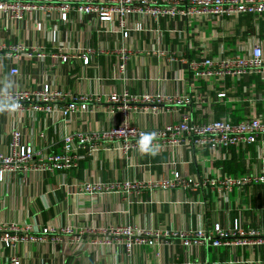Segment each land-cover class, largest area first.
Segmentation results:
<instances>
[{
  "label": "crops",
  "instance_id": "1",
  "mask_svg": "<svg viewBox=\"0 0 264 264\" xmlns=\"http://www.w3.org/2000/svg\"><path fill=\"white\" fill-rule=\"evenodd\" d=\"M125 38L118 23H99L97 17L73 11L68 20L60 11L38 9L15 20L0 12V91L36 89L45 84L70 94L94 97L90 110L75 115L0 111V152H9L11 133L18 129L22 142L44 154L60 152L69 132H92L110 128L120 115L106 112L112 93L132 96L189 95L191 105H142L133 111L135 124L154 129L178 121L188 107L194 118H208L232 111L234 120L264 112V81L246 77L228 106L217 103L218 81L194 75L188 63L205 55L248 52L255 44L264 48V15L243 14L218 19L175 16L154 18L133 15ZM25 50L12 53V46ZM128 47L131 58L124 73L119 70L116 50ZM95 51L85 65L83 49ZM67 53V62L53 57ZM17 56V57H15ZM18 68V74L11 69ZM227 86L232 84L230 79ZM255 84L253 100L248 86ZM228 88V87H227ZM62 107V104L59 105ZM145 106V107H144ZM118 147V146H117ZM78 167L54 173H6L0 180V224L30 228L36 238L20 239L7 246L0 242V264H264V242L246 245H184L179 238L147 237L126 250L125 238L107 234L112 227L130 226L144 232L211 231L216 225L234 231L264 233V185L234 187L232 191L205 188L144 190L137 194L80 191L84 182H113L165 177L170 167L197 179L226 174H264V143L212 147L158 148L156 154L139 148L126 154L116 147L89 155L79 151ZM44 228H51L43 233ZM73 230L67 233L64 230ZM264 236V235H263Z\"/></svg>",
  "mask_w": 264,
  "mask_h": 264
},
{
  "label": "built area",
  "instance_id": "2",
  "mask_svg": "<svg viewBox=\"0 0 264 264\" xmlns=\"http://www.w3.org/2000/svg\"><path fill=\"white\" fill-rule=\"evenodd\" d=\"M38 9L60 11L61 19L66 21L70 13L97 17L99 23H118L119 30L125 38L129 37V20L133 15L142 14L148 17L163 18L186 16L198 19H218L251 14L256 17L264 15V0H0V12L15 20H21L27 13ZM6 46L0 45V51ZM25 46H12V53H21ZM81 54L85 65L91 64L95 51L91 48L83 49ZM120 62L121 73L127 68L132 50L121 47L116 50ZM17 57V56H15ZM53 57L67 62L70 57L67 53H56ZM189 70L199 78L208 81H218L221 90H217V103L228 106L234 98L230 93L238 92V83L246 77H258L264 81V48L255 44L248 52L226 55L223 50L216 56L205 55L200 61L190 60ZM12 74H18V68L11 69ZM227 79L232 81L227 86ZM228 87V88H227ZM249 98L253 100L256 91L255 84L248 86ZM94 97L89 94L73 95L60 88H53L45 84L36 89L20 88L17 90L0 91V111L13 110L22 112L55 113L62 111L65 115H75L78 112L90 110ZM176 104L179 106L191 105L189 95H150L132 96L127 90L121 94L112 93L107 98L106 112L120 115V120L110 128L92 132L75 131L67 133L63 138L60 152L44 154L33 145L22 142V133L16 129L11 133L9 152H0V180L6 173L17 172L29 174L34 171L54 173L58 170H74L78 167L79 151L85 149L89 155H95L100 149L116 147L125 154L137 149V141L144 133L154 132L153 146L158 149L172 150L176 147L192 146L197 148L229 149L233 146H246L264 143V112L252 113L234 120L232 111L225 115L208 118L203 113L200 118H194L193 111L186 108L178 121L168 122L154 129H146L135 124L131 118L133 111L142 105ZM62 104V107L59 105ZM144 106V107H145ZM118 146V147H117ZM264 185V174H248L224 177H204L197 179L170 167L169 173L162 178L145 180L113 181L108 183L85 181L80 191L89 194L118 192L123 194L140 195L144 190H169L173 188H205L212 192L228 190L234 187H252ZM30 228L17 224H0V242L7 246L20 239H34L37 235L29 233ZM51 228H44L47 233ZM74 233L73 230H64ZM109 235L125 238L126 250L130 252L134 244L143 242L147 237L179 238L184 245L191 242L197 244L246 245L264 242V233L256 230L245 231L236 225L233 232L216 225L211 231L203 228L194 232H144L130 226L112 227ZM12 264H20L17 257L12 258Z\"/></svg>",
  "mask_w": 264,
  "mask_h": 264
},
{
  "label": "clouds",
  "instance_id": "3",
  "mask_svg": "<svg viewBox=\"0 0 264 264\" xmlns=\"http://www.w3.org/2000/svg\"><path fill=\"white\" fill-rule=\"evenodd\" d=\"M154 137H155L154 132L144 133L141 135V137L137 141L138 148L141 153H146L151 155L156 154V148L152 144Z\"/></svg>",
  "mask_w": 264,
  "mask_h": 264
}]
</instances>
